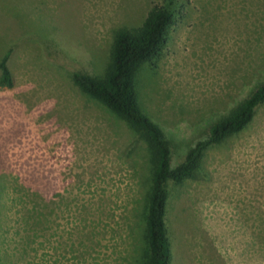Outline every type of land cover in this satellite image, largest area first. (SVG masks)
I'll use <instances>...</instances> for the list:
<instances>
[{
	"label": "rangeland",
	"instance_id": "obj_1",
	"mask_svg": "<svg viewBox=\"0 0 264 264\" xmlns=\"http://www.w3.org/2000/svg\"><path fill=\"white\" fill-rule=\"evenodd\" d=\"M176 5L182 20L135 80L172 166L264 78V0ZM30 49L13 57L14 86L0 87V264H144L145 139L73 85L66 70L79 60ZM168 226L171 264H264V106L172 190Z\"/></svg>",
	"mask_w": 264,
	"mask_h": 264
},
{
	"label": "trees",
	"instance_id": "obj_2",
	"mask_svg": "<svg viewBox=\"0 0 264 264\" xmlns=\"http://www.w3.org/2000/svg\"><path fill=\"white\" fill-rule=\"evenodd\" d=\"M114 1L0 0V87L14 86L13 57L18 51L31 48L47 55L59 51L79 60L80 69L66 70L73 85L124 118L147 143L153 168L144 264H171V192L197 178L210 147L223 145L253 123L264 106V78L210 125L208 136L190 146L182 162L172 166V144L163 127L141 107L135 80L140 66L159 54L169 29L182 20L183 6L177 8V0ZM106 8L117 13L100 17ZM99 25L105 26L107 34L100 46L93 41ZM97 64L103 66L101 72H95Z\"/></svg>",
	"mask_w": 264,
	"mask_h": 264
}]
</instances>
